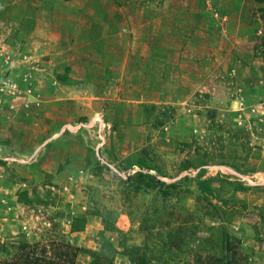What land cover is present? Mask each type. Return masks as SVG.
I'll return each mask as SVG.
<instances>
[{"label": "rangeland", "instance_id": "obj_1", "mask_svg": "<svg viewBox=\"0 0 264 264\" xmlns=\"http://www.w3.org/2000/svg\"><path fill=\"white\" fill-rule=\"evenodd\" d=\"M263 8L0 0V243L264 264Z\"/></svg>", "mask_w": 264, "mask_h": 264}, {"label": "trees", "instance_id": "obj_2", "mask_svg": "<svg viewBox=\"0 0 264 264\" xmlns=\"http://www.w3.org/2000/svg\"><path fill=\"white\" fill-rule=\"evenodd\" d=\"M264 3V0H263ZM264 12V8L262 9ZM144 177L151 178L149 175ZM209 180H199L198 185L203 193L210 192ZM111 231L107 222L104 221V230L100 232L102 238L106 232ZM105 242V241H104ZM124 250V249H122ZM142 248L129 250L126 253H120L118 250L112 252L100 251L92 252L91 264H114L118 255H124L130 258V263L137 264L135 259H132V254H139ZM82 249L64 239L48 238L44 240L26 242L12 240L10 243H0V264H78L79 255ZM230 247L224 240L222 245L221 256H208L206 261L209 264H239L237 254L228 255ZM143 259L139 264L143 263Z\"/></svg>", "mask_w": 264, "mask_h": 264}, {"label": "crops", "instance_id": "obj_3", "mask_svg": "<svg viewBox=\"0 0 264 264\" xmlns=\"http://www.w3.org/2000/svg\"><path fill=\"white\" fill-rule=\"evenodd\" d=\"M26 36V38H24ZM24 37H22L23 38V40H21V43L24 45L25 43H26V51H28L29 50V46L28 45H33L34 44V42L32 43V40L34 39V37H32V38H30V37H28L27 35H25ZM31 43V44H30ZM18 51H20V50H18ZM13 53H14V51H13ZM16 54V53H15ZM24 56H26V58H31L32 57V52L30 51L29 53H26ZM22 121H24V120H22ZM52 146H50V148H51ZM28 170H26V172L27 171H29V168L28 167H26ZM68 172V169H66V170H64V171H62V173L61 174H63V173H65V172ZM24 177L25 178H29V179H31V176L28 174V175H24ZM5 180H3V181H1L0 180V182L3 184V182H4ZM12 184H14V186H15V182H12ZM16 186H18V183L16 182Z\"/></svg>", "mask_w": 264, "mask_h": 264}]
</instances>
